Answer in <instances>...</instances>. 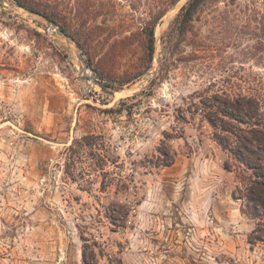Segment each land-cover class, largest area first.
<instances>
[{
  "label": "rangeland",
  "instance_id": "obj_1",
  "mask_svg": "<svg viewBox=\"0 0 264 264\" xmlns=\"http://www.w3.org/2000/svg\"><path fill=\"white\" fill-rule=\"evenodd\" d=\"M24 1L73 28L81 6L92 31L82 50L0 0V264H264L202 110L220 93L255 96L264 112V0H208L171 32L180 0L132 80L154 0Z\"/></svg>",
  "mask_w": 264,
  "mask_h": 264
},
{
  "label": "trees",
  "instance_id": "obj_2",
  "mask_svg": "<svg viewBox=\"0 0 264 264\" xmlns=\"http://www.w3.org/2000/svg\"><path fill=\"white\" fill-rule=\"evenodd\" d=\"M22 6L37 12L50 20L60 23L65 34L69 36L79 48L85 49L86 43L91 39L92 28L88 23L86 14L78 6L79 24L75 28L71 23L60 22L57 14L46 8L30 4L24 0H15ZM180 0H154L151 8L150 19L142 26L141 34L144 35L143 47L146 54L145 63L138 67V72L132 78L144 74L152 66L155 52V28L165 16L172 5ZM208 0H188L177 13L171 32H186L188 25L193 21L194 15ZM62 24V25H61ZM88 65L98 73L91 59L87 58ZM100 78H105L100 74ZM109 86L113 83L105 81ZM261 100L255 96H224L215 93L210 97L208 106H203L204 116L210 126L215 130L214 138L220 147L228 153L230 160L224 163V168L229 171L238 170L240 185L234 191L233 197L241 200V212L257 219L258 223L248 237L250 243L264 241V112L261 108ZM89 137L85 139L87 141ZM86 144L93 149L92 143ZM76 143L68 147L69 160L74 161L79 150ZM173 159L170 160V164ZM84 263L92 264L84 254Z\"/></svg>",
  "mask_w": 264,
  "mask_h": 264
},
{
  "label": "water",
  "instance_id": "obj_3",
  "mask_svg": "<svg viewBox=\"0 0 264 264\" xmlns=\"http://www.w3.org/2000/svg\"><path fill=\"white\" fill-rule=\"evenodd\" d=\"M16 5H17L18 7L24 8V9H25L26 11H28V12H31V13L33 12V11H31L30 9H28V8H26V7H24V6H22V5L19 4V3H16ZM47 22H48V27H49L50 29L56 30V32H57L59 35L67 36V35L65 34L64 30H63L62 28H60L56 22L51 21V20H47ZM76 45H77V44H76ZM77 47H78V45H77ZM78 48H79V47H78ZM78 59H79L80 62L83 64V67H84V70H85V71H91L90 66L88 65V62H87L86 59L84 58L83 54L79 53V54H78ZM88 80L94 82L95 84H98L102 89L110 91L109 86H108L107 84H105L104 82H102L99 78H97V77H92V78H89Z\"/></svg>",
  "mask_w": 264,
  "mask_h": 264
},
{
  "label": "bare ground",
  "instance_id": "obj_4",
  "mask_svg": "<svg viewBox=\"0 0 264 264\" xmlns=\"http://www.w3.org/2000/svg\"><path fill=\"white\" fill-rule=\"evenodd\" d=\"M85 75L88 77V78H92L93 76L91 75V71H85Z\"/></svg>",
  "mask_w": 264,
  "mask_h": 264
}]
</instances>
